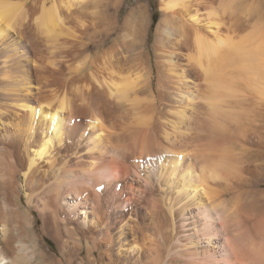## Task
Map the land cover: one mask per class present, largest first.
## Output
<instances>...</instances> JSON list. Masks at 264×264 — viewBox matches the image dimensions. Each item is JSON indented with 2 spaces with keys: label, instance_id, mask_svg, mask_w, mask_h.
<instances>
[{
  "label": "bare ground",
  "instance_id": "bare-ground-1",
  "mask_svg": "<svg viewBox=\"0 0 264 264\" xmlns=\"http://www.w3.org/2000/svg\"><path fill=\"white\" fill-rule=\"evenodd\" d=\"M159 1L88 63L66 21L101 1L0 0V264H264V19Z\"/></svg>",
  "mask_w": 264,
  "mask_h": 264
},
{
  "label": "rangeland",
  "instance_id": "rangeland-1",
  "mask_svg": "<svg viewBox=\"0 0 264 264\" xmlns=\"http://www.w3.org/2000/svg\"><path fill=\"white\" fill-rule=\"evenodd\" d=\"M21 1H24V3H26L27 5L34 4L40 7L41 5L40 3L44 0H21ZM53 1H56V0H45L46 6L49 7ZM95 1L97 3L101 1L100 3H98V5L99 7L102 6L101 7L102 9L100 8L101 10H98V14L95 15V17L90 12L84 11L80 15V17L83 16L84 18L83 17L81 18L79 17L78 19L74 18L75 21L72 19L74 22H72V20L66 21V28L71 29L72 31L71 30L70 31L72 33L73 31L75 32V34L73 35V38L74 37L77 38V36L82 37V35H84L82 39L81 37L77 38L79 40H74L75 38L73 39L72 35L68 37L71 43L70 44L71 47H69L70 45H68L66 48L68 49L69 52L66 50V48H65V51L67 52L66 54L70 56V59L73 60V62H74V59L76 60L78 59L79 62L99 63L100 61L102 62L105 61L107 58V55L111 53V51L113 53L112 55H114L118 50L122 51L123 48L120 45L124 39V35L127 32H130L132 28V21H133L132 11L140 4L142 5L144 4L147 8L149 19H150V23L148 26V32H147L148 41H149L150 46L154 44L155 39L157 37V27L161 23L162 18H163V13L160 7L159 0H95ZM247 1L249 2V4H251L254 7V9H256L257 13H259L262 16V19H264V0H247ZM118 11L120 12L117 13ZM87 15L90 17L89 19H87L89 20V22L86 20V18H88ZM154 15H156V19H157L156 24L153 23ZM118 16H119L120 23L115 24L114 23L115 17H118ZM93 18L94 20L90 21V19H93ZM109 18L110 20H108ZM76 20H78L79 22L83 21L82 23L85 26L84 27L85 30H83L84 29L83 27H82L83 29L80 28V30L77 29L79 27L76 28V26H79V25L81 27V22L78 23V21L76 22ZM91 22L97 24L98 25L97 28H93V27L91 28L90 26H88ZM112 23L115 25V27L119 26L123 32L112 35L110 37H106V43H105L106 45L104 44L105 47L99 46L98 48L87 50L92 45H100L101 40L104 38L103 36L107 35L108 33L109 34L110 33L112 34V32L114 33V31H111ZM85 24H88V25H85ZM86 27H88L89 30ZM95 29L97 31H94ZM84 31H85V34L82 33ZM71 32L69 34H72ZM81 41H84V42H81ZM74 42L76 43V45L74 44ZM72 51L74 52V54ZM70 63L68 62V64ZM23 203H24V208L26 209L27 203H26L25 197L23 199ZM35 215L37 216V229L39 230L42 227L41 218L39 217L37 213H35ZM64 236H65V240H67L68 237L66 235H63V237ZM59 246L60 244L57 241H54L50 238H46V249H48L49 252L55 257H60L59 248L63 247V242L61 243V246L60 247ZM84 257H85V260L88 261L86 249H85Z\"/></svg>",
  "mask_w": 264,
  "mask_h": 264
},
{
  "label": "trees",
  "instance_id": "trees-1",
  "mask_svg": "<svg viewBox=\"0 0 264 264\" xmlns=\"http://www.w3.org/2000/svg\"><path fill=\"white\" fill-rule=\"evenodd\" d=\"M153 23H154V24L157 23L156 15L153 16Z\"/></svg>",
  "mask_w": 264,
  "mask_h": 264
}]
</instances>
